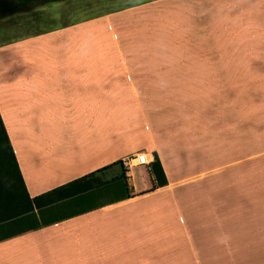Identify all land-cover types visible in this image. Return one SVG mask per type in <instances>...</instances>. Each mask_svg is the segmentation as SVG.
I'll list each match as a JSON object with an SVG mask.
<instances>
[{
	"label": "crops",
	"instance_id": "0c3cea01",
	"mask_svg": "<svg viewBox=\"0 0 264 264\" xmlns=\"http://www.w3.org/2000/svg\"><path fill=\"white\" fill-rule=\"evenodd\" d=\"M203 48L216 62H175ZM0 115L31 198L103 184L0 242V264L219 262L256 218L264 0H34L0 18Z\"/></svg>",
	"mask_w": 264,
	"mask_h": 264
},
{
	"label": "trees",
	"instance_id": "16d2710c",
	"mask_svg": "<svg viewBox=\"0 0 264 264\" xmlns=\"http://www.w3.org/2000/svg\"><path fill=\"white\" fill-rule=\"evenodd\" d=\"M33 1L0 0V18L21 11ZM150 172L155 178V188L167 184L157 154ZM94 176L91 174L31 198L0 115V242L72 217L64 212L68 208L66 204L103 185L96 183Z\"/></svg>",
	"mask_w": 264,
	"mask_h": 264
},
{
	"label": "rangeland",
	"instance_id": "374dc122",
	"mask_svg": "<svg viewBox=\"0 0 264 264\" xmlns=\"http://www.w3.org/2000/svg\"><path fill=\"white\" fill-rule=\"evenodd\" d=\"M198 26V24H195ZM175 28L179 30H185L186 27H182V25H177ZM214 50L203 48L200 50L199 54L202 55V60L197 58L196 55L188 56V60L185 58L178 57L175 60L176 63L180 64H190V63H198V64H212L211 62H216V56L213 55ZM215 57V58H214ZM202 62V63H201ZM209 72V71H207ZM206 73V72H205ZM208 79V82H217V71H212L210 75L207 73L204 75ZM180 82V81H178ZM207 82V81H205ZM116 175L115 171H111L110 173H102L97 175L96 178L103 180H111ZM100 176V177H99ZM257 198H256V218L255 223H252L251 229H241L240 231V246L236 248V252L234 253L232 250H225L223 256L220 258L219 262L215 263H204V264H264V166H258V179L256 186ZM109 195V193H105L103 196ZM81 207V206H78ZM69 211V209H65L64 212ZM245 227H250V223L246 224ZM222 253V252H221ZM191 256H188L189 264H195L191 261ZM203 264V263H202Z\"/></svg>",
	"mask_w": 264,
	"mask_h": 264
},
{
	"label": "built area",
	"instance_id": "2783aa9c",
	"mask_svg": "<svg viewBox=\"0 0 264 264\" xmlns=\"http://www.w3.org/2000/svg\"><path fill=\"white\" fill-rule=\"evenodd\" d=\"M148 163V157L145 153L128 156L123 160V165L127 168L135 165H148Z\"/></svg>",
	"mask_w": 264,
	"mask_h": 264
}]
</instances>
